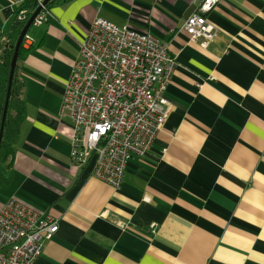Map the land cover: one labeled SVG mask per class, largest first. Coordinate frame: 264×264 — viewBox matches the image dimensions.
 Returning <instances> with one entry per match:
<instances>
[{
	"label": "crops",
	"instance_id": "1",
	"mask_svg": "<svg viewBox=\"0 0 264 264\" xmlns=\"http://www.w3.org/2000/svg\"><path fill=\"white\" fill-rule=\"evenodd\" d=\"M23 1L0 0V53ZM200 3L54 0L27 31L24 117L9 166L0 164V208L15 197L57 220L34 264H264V0L207 12L218 34L206 49L183 29ZM98 16L148 31L176 60L169 116L117 188L91 175L92 158L72 161L74 124L60 114Z\"/></svg>",
	"mask_w": 264,
	"mask_h": 264
},
{
	"label": "built area",
	"instance_id": "2",
	"mask_svg": "<svg viewBox=\"0 0 264 264\" xmlns=\"http://www.w3.org/2000/svg\"><path fill=\"white\" fill-rule=\"evenodd\" d=\"M222 1L201 0L183 24L188 39L201 48L218 34L206 13ZM41 8L32 25L47 21L48 11ZM175 65L167 46L148 31L96 17L60 106L61 116L74 124L72 161L81 166L92 158L91 175L119 187L129 158L147 153L169 116L165 91ZM57 229L53 217L9 198L0 208V264H34Z\"/></svg>",
	"mask_w": 264,
	"mask_h": 264
},
{
	"label": "trees",
	"instance_id": "3",
	"mask_svg": "<svg viewBox=\"0 0 264 264\" xmlns=\"http://www.w3.org/2000/svg\"><path fill=\"white\" fill-rule=\"evenodd\" d=\"M53 1L54 0H50L45 5L46 10ZM38 6V0H26L18 5L7 27V31L5 33V41L2 45L0 53V164H4L6 166H9L11 162L14 153L13 147L18 139L19 124L24 117V81L20 78L17 72V68L20 60L22 59V57H24V53H27L29 51V48L24 50L23 44L21 43L20 45L17 62L9 90L6 114L4 121L2 122L4 104L8 88L10 63L18 36L27 20ZM22 11L23 14L21 15L20 13ZM2 182L3 180H0V183Z\"/></svg>",
	"mask_w": 264,
	"mask_h": 264
},
{
	"label": "water",
	"instance_id": "4",
	"mask_svg": "<svg viewBox=\"0 0 264 264\" xmlns=\"http://www.w3.org/2000/svg\"><path fill=\"white\" fill-rule=\"evenodd\" d=\"M49 1L50 0H43L42 6H45ZM42 6H38L37 9L33 12V14L29 17V19L27 20L26 24L22 28V30L18 36V39L16 41V44L14 47V53H13L11 63H10V72H9V77H8V88H7L6 99H5V104H4L2 122L4 121L5 114H6L7 102H8V98H9V90H10V86H11V82H12V78H13V74H14V69H15L16 62H17L18 51H19L20 45H21L29 27L32 25L33 19L42 9L41 8ZM0 138H1V135H0Z\"/></svg>",
	"mask_w": 264,
	"mask_h": 264
},
{
	"label": "rangeland",
	"instance_id": "5",
	"mask_svg": "<svg viewBox=\"0 0 264 264\" xmlns=\"http://www.w3.org/2000/svg\"><path fill=\"white\" fill-rule=\"evenodd\" d=\"M33 31V26H30L29 30H28V33L31 34Z\"/></svg>",
	"mask_w": 264,
	"mask_h": 264
}]
</instances>
